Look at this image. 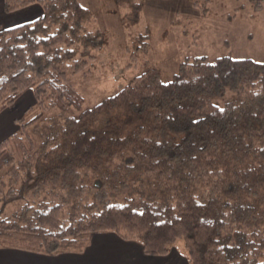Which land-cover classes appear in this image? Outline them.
Returning a JSON list of instances; mask_svg holds the SVG:
<instances>
[{
  "label": "trees",
  "instance_id": "trees-1",
  "mask_svg": "<svg viewBox=\"0 0 264 264\" xmlns=\"http://www.w3.org/2000/svg\"><path fill=\"white\" fill-rule=\"evenodd\" d=\"M33 4L37 18L0 26V114L27 91L39 109L0 142V248L79 254L112 233L146 256L182 239L188 264H264V63L185 56L163 83L147 60L87 108L97 21L79 0L3 7ZM114 4L140 21L138 0ZM136 39L141 51L147 37ZM226 92L232 100L213 103Z\"/></svg>",
  "mask_w": 264,
  "mask_h": 264
},
{
  "label": "rangeland",
  "instance_id": "rangeland-1",
  "mask_svg": "<svg viewBox=\"0 0 264 264\" xmlns=\"http://www.w3.org/2000/svg\"><path fill=\"white\" fill-rule=\"evenodd\" d=\"M138 1L142 5L140 21L132 24L125 19L128 9L118 10L114 0H79L102 31V49L89 62V75L81 84L84 107H93L117 92L144 71L147 60L163 83L172 79L185 56H206L210 60L228 56L264 63V1L260 8L250 0ZM203 7H207L205 13ZM139 34L147 37L142 48L146 53L139 50ZM233 97V92H226L213 103L222 106ZM11 108L24 120L39 112L27 93ZM29 134L38 148L40 139L31 130ZM172 250L187 261L182 239L171 245Z\"/></svg>",
  "mask_w": 264,
  "mask_h": 264
},
{
  "label": "crops",
  "instance_id": "crops-1",
  "mask_svg": "<svg viewBox=\"0 0 264 264\" xmlns=\"http://www.w3.org/2000/svg\"><path fill=\"white\" fill-rule=\"evenodd\" d=\"M3 2L4 0H0V26L5 28L32 21L42 11L39 5L33 4L7 14ZM25 93L30 103L35 104L32 92ZM24 94L15 103H18ZM12 106L0 114V142L12 135L17 130L16 121L23 119L12 112ZM172 253L173 250L163 257L146 256L137 242L123 241L112 233H98L92 236L90 245L79 254H38L19 248H0V264H188L179 252Z\"/></svg>",
  "mask_w": 264,
  "mask_h": 264
}]
</instances>
